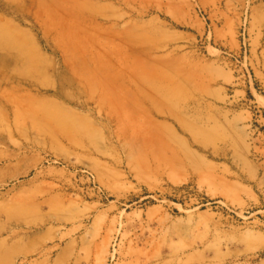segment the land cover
Segmentation results:
<instances>
[{"label":"rangeland","instance_id":"374dc122","mask_svg":"<svg viewBox=\"0 0 264 264\" xmlns=\"http://www.w3.org/2000/svg\"><path fill=\"white\" fill-rule=\"evenodd\" d=\"M0 264H264V0H0Z\"/></svg>","mask_w":264,"mask_h":264},{"label":"bare ground","instance_id":"6f19581e","mask_svg":"<svg viewBox=\"0 0 264 264\" xmlns=\"http://www.w3.org/2000/svg\"><path fill=\"white\" fill-rule=\"evenodd\" d=\"M14 47H16V45H13Z\"/></svg>","mask_w":264,"mask_h":264}]
</instances>
